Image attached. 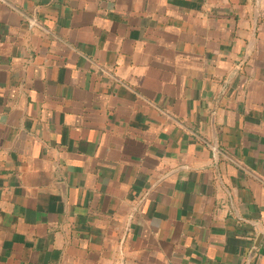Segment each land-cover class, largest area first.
Listing matches in <instances>:
<instances>
[{
	"label": "crops",
	"instance_id": "crops-1",
	"mask_svg": "<svg viewBox=\"0 0 264 264\" xmlns=\"http://www.w3.org/2000/svg\"><path fill=\"white\" fill-rule=\"evenodd\" d=\"M0 264H264V0H0Z\"/></svg>",
	"mask_w": 264,
	"mask_h": 264
}]
</instances>
